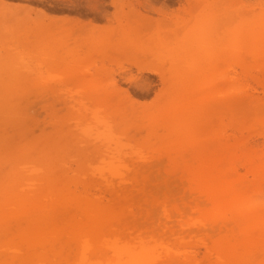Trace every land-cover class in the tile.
Listing matches in <instances>:
<instances>
[{"label": "rangeland", "instance_id": "374dc122", "mask_svg": "<svg viewBox=\"0 0 264 264\" xmlns=\"http://www.w3.org/2000/svg\"><path fill=\"white\" fill-rule=\"evenodd\" d=\"M251 21L264 0H0V264H264Z\"/></svg>", "mask_w": 264, "mask_h": 264}, {"label": "bare ground", "instance_id": "6f19581e", "mask_svg": "<svg viewBox=\"0 0 264 264\" xmlns=\"http://www.w3.org/2000/svg\"><path fill=\"white\" fill-rule=\"evenodd\" d=\"M222 7H223V9H221L222 12L219 13V14H221V16L224 18L223 26H226V25L230 24L232 26L231 30L234 32L235 31V25L233 23H231L230 18L228 17V16H230V10L226 6H222ZM263 25H264V22L256 23V22L251 21L250 22V31L247 33V37L253 38V34H254L255 30L258 29L259 27L263 26ZM136 68L140 72H150V73H152V72L155 71V69H152L151 67L142 66V65H136ZM157 73H158V70H157ZM229 88L230 87H227L226 90H229ZM226 90H224V91H226ZM73 200L74 199L70 200L69 202H72ZM43 202L44 203H43V207L42 208H44L45 210H41L40 209L41 206H40L39 208L38 207L36 208V211H45L46 214H50V215H54L55 214V212L57 210L56 208H58V207L65 208L68 205V202H65V203H62V204L58 203L56 206L48 205L49 196L46 197L43 200ZM47 217H50V216L47 215ZM2 245H3V248H2ZM5 246H6V243L0 242V254L3 253ZM11 258H12V262H13V257L11 256Z\"/></svg>", "mask_w": 264, "mask_h": 264}]
</instances>
